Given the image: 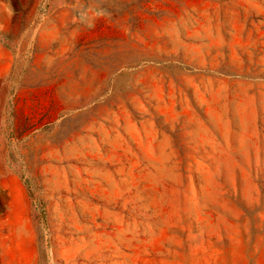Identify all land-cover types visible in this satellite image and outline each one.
Masks as SVG:
<instances>
[{
    "label": "rangeland",
    "instance_id": "374dc122",
    "mask_svg": "<svg viewBox=\"0 0 264 264\" xmlns=\"http://www.w3.org/2000/svg\"><path fill=\"white\" fill-rule=\"evenodd\" d=\"M0 264H264V0H0Z\"/></svg>",
    "mask_w": 264,
    "mask_h": 264
}]
</instances>
